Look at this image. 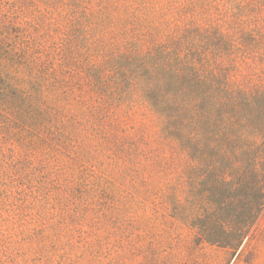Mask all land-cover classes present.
<instances>
[{
    "label": "trees",
    "instance_id": "1",
    "mask_svg": "<svg viewBox=\"0 0 264 264\" xmlns=\"http://www.w3.org/2000/svg\"><path fill=\"white\" fill-rule=\"evenodd\" d=\"M263 23L264 0H0V264H130L143 193L168 177L122 62L240 48L234 24Z\"/></svg>",
    "mask_w": 264,
    "mask_h": 264
},
{
    "label": "rangeland",
    "instance_id": "2",
    "mask_svg": "<svg viewBox=\"0 0 264 264\" xmlns=\"http://www.w3.org/2000/svg\"><path fill=\"white\" fill-rule=\"evenodd\" d=\"M254 26L234 24L240 48L173 44L122 62L145 82L137 137L168 177L143 193L130 264H264V23Z\"/></svg>",
    "mask_w": 264,
    "mask_h": 264
}]
</instances>
